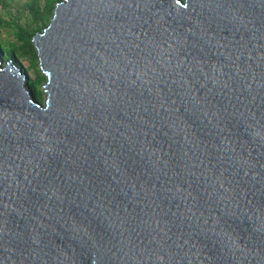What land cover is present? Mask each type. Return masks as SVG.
<instances>
[{
    "label": "water",
    "instance_id": "obj_1",
    "mask_svg": "<svg viewBox=\"0 0 264 264\" xmlns=\"http://www.w3.org/2000/svg\"><path fill=\"white\" fill-rule=\"evenodd\" d=\"M32 44L42 103L0 55V264H264V0H62Z\"/></svg>",
    "mask_w": 264,
    "mask_h": 264
},
{
    "label": "trees",
    "instance_id": "obj_2",
    "mask_svg": "<svg viewBox=\"0 0 264 264\" xmlns=\"http://www.w3.org/2000/svg\"><path fill=\"white\" fill-rule=\"evenodd\" d=\"M14 0H0V38L3 33L10 32L8 56L4 60L13 63L23 72L28 74V87L35 98L42 103V85L45 77L38 66L36 51L32 44V38L40 33L49 23L54 9L62 0H28L27 3L17 11L18 16L7 12V3ZM7 19L4 16H7ZM6 54L0 46V55ZM34 59V60H33ZM34 61V63H33ZM25 62V64H23Z\"/></svg>",
    "mask_w": 264,
    "mask_h": 264
},
{
    "label": "rangeland",
    "instance_id": "obj_3",
    "mask_svg": "<svg viewBox=\"0 0 264 264\" xmlns=\"http://www.w3.org/2000/svg\"><path fill=\"white\" fill-rule=\"evenodd\" d=\"M27 1L28 0H14L12 2H8L7 3V7H6L7 9L6 10H7V12H9V13L15 15V16H18L17 11L20 10V8L23 7L27 3ZM7 17H8V15L7 16H4L5 19H7ZM11 37H12V35L10 34V32H5V33L2 34V36L0 38V46L4 49V51L6 53V54H3L5 57L8 56L9 44L11 43V41L9 40V38H11ZM9 62H10L9 60H4V64H8ZM33 63H34V61H33ZM23 64H25V62ZM18 69H20V68H18ZM25 74H27V73H25ZM27 76H28V74H27ZM44 84H45V82H44ZM44 84L41 87L42 90H44L43 89ZM43 100H44V94H43Z\"/></svg>",
    "mask_w": 264,
    "mask_h": 264
}]
</instances>
